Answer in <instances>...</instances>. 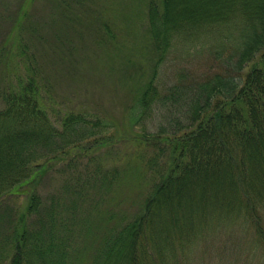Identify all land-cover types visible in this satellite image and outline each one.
Here are the masks:
<instances>
[{"label":"trees","instance_id":"trees-1","mask_svg":"<svg viewBox=\"0 0 264 264\" xmlns=\"http://www.w3.org/2000/svg\"><path fill=\"white\" fill-rule=\"evenodd\" d=\"M16 1L0 68L11 63L12 35L30 32L27 15L35 0ZM141 7L150 63L130 121L141 124L157 108L174 109L182 119L154 133H122L136 153L125 154L120 166L94 162L86 178L76 172V158L85 149L111 146L117 125L88 112H58L60 103L51 100L34 62L24 75L0 81V264H181L216 231L233 239L243 234L251 253L264 257V0H146ZM99 25L94 32L112 39ZM17 43L24 65L26 49ZM183 46L187 54L206 52L208 67L194 79L176 70L162 92L158 67ZM131 158L133 165L125 167ZM58 161L76 173L62 184L61 195L70 196L68 215L59 196L38 189ZM89 180L106 192L134 184L135 212L112 208L92 215L99 196L78 210ZM20 187L23 202L12 196ZM120 198L115 193L105 206ZM76 210L81 214L74 216Z\"/></svg>","mask_w":264,"mask_h":264},{"label":"rangeland","instance_id":"rangeland-1","mask_svg":"<svg viewBox=\"0 0 264 264\" xmlns=\"http://www.w3.org/2000/svg\"><path fill=\"white\" fill-rule=\"evenodd\" d=\"M145 1L35 0L27 15V21L35 25L31 22L30 25L25 23L29 33L19 31L18 35H12H16L12 45L16 46L18 42L17 46L20 44L21 48L26 49L25 64L20 62L16 47L10 46L9 68L7 69L5 62L6 67L0 68V81L7 83V77L13 80L16 75H24L30 61L34 62L37 76L49 85L51 100L60 103L58 112L60 108L61 111L66 109L88 112L117 125L118 139H115L111 146L85 149L80 157L76 158L75 170L82 177H90L94 162H104V166L112 163L120 166L125 159L136 153L134 145L122 140L123 134L135 131L154 133L158 131L159 126L168 129L174 118L182 119V115L174 109L157 108L141 124L130 121L135 93L143 80L142 77L146 76L147 64L150 63L144 54L145 39L141 35L142 28L138 18L140 10H144L141 6ZM16 4V0H0V46L4 47L1 52L6 61L7 31L11 24L9 12L13 11ZM99 24L109 28L112 39L105 38V32H94L99 30ZM184 48L186 47H177L168 52L158 67L156 83L160 91H168V87L173 83L172 74L176 70L182 69L190 79H194L208 67L209 55L206 52L196 54L190 50L187 54ZM138 65L143 67L139 72ZM131 124L133 126H130ZM110 130L109 127L107 132ZM125 154L128 158H124ZM134 160L135 158L127 160L125 167L133 165ZM53 163L54 170L44 173L38 189L45 197L59 196L63 214L68 215L71 208L69 211H66V208L71 207L70 196L65 198V195H61L62 184L65 175L76 173L66 168V161ZM85 165L88 168L87 175L84 173ZM91 183L89 180L90 187L86 186L89 191L84 197V202L77 207L78 210H85L91 199L99 196V207L93 210L92 215L96 211H109L112 208L124 211L127 215L135 212L133 199L137 189L134 184H122L120 188L112 186V190L106 192ZM24 191V188L22 191L20 187L18 193L12 196L18 197L21 202L25 198ZM115 193L121 197L119 200L122 203L117 204L114 199L110 207L105 206ZM78 210L73 213L74 216L81 214ZM239 234L240 236L233 239L224 231H216L208 236L207 241L197 242L190 253L184 255L185 261L181 264H264L263 253H251L248 248L249 238Z\"/></svg>","mask_w":264,"mask_h":264}]
</instances>
